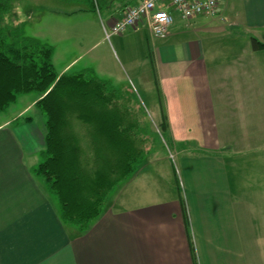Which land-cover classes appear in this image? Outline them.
I'll return each mask as SVG.
<instances>
[{"label":"crops","instance_id":"crops-1","mask_svg":"<svg viewBox=\"0 0 264 264\" xmlns=\"http://www.w3.org/2000/svg\"><path fill=\"white\" fill-rule=\"evenodd\" d=\"M218 2L216 17L176 16L163 38L148 25L107 38L128 78L158 94L146 107L160 124L166 117L183 178L163 151L149 154L82 231L62 222L58 200L34 173L45 146L40 113L0 124V264H264V51L252 47L264 38V0ZM115 11H105L109 27L123 16ZM107 52L109 63L90 66L126 89ZM245 154V167L231 160Z\"/></svg>","mask_w":264,"mask_h":264},{"label":"trees","instance_id":"trees-1","mask_svg":"<svg viewBox=\"0 0 264 264\" xmlns=\"http://www.w3.org/2000/svg\"><path fill=\"white\" fill-rule=\"evenodd\" d=\"M71 1L92 12L122 10L123 16L137 6L120 7L114 0ZM14 8L13 0H0V115L22 95L39 93L36 108L46 118V132L43 162L34 173L44 177L58 200L62 222L88 230L102 216L112 191L132 178L152 154L142 148L145 141L136 134L137 121L126 106L135 97L140 99L132 87L102 79L92 68L58 74L55 48L28 36ZM168 11L179 16L173 7ZM252 47L264 51V40L252 38ZM72 120L88 127V138L70 130ZM158 127L166 133L165 116Z\"/></svg>","mask_w":264,"mask_h":264},{"label":"rangeland","instance_id":"rangeland-1","mask_svg":"<svg viewBox=\"0 0 264 264\" xmlns=\"http://www.w3.org/2000/svg\"><path fill=\"white\" fill-rule=\"evenodd\" d=\"M13 2L15 13L21 22L25 23V33L55 48L54 66L56 72L60 75L62 71L67 67L71 68V66L72 68L68 70V73H80L84 68H92L90 64L95 63L97 60H101L102 62H100L104 66L103 62L109 63L111 61V56H107V49H112L118 67L115 65H108L110 73L117 77L116 79L128 82L127 85L134 89L141 101L140 103L135 97V100L127 102L126 106L133 111V118L137 121L138 129L136 134L140 135L142 141H145L144 144L142 143V148L145 149V151L151 149L152 155L159 151H163L164 156L166 158L168 157L175 167L177 166L176 171L179 178H183L184 171L181 166L183 165V161L177 156L174 145L170 143L167 136L161 131V126L158 127V125H160L158 119L153 118V115L151 116L148 109L145 107H150V104L157 98L158 94L156 93L153 95V93L147 92L146 90L148 87L139 85L133 74H130L129 78L126 75L127 71L121 66L120 60L116 52H114V40H112L111 45V40H108L105 34L103 23L106 27H109L107 24L109 21L107 13L102 11L101 13L93 12L92 14L83 3L71 0H13ZM84 11L89 12L85 13ZM85 25L90 28L89 32L92 33H90V38L86 37V33L84 32L87 31L86 28L82 29ZM78 61L79 64L77 67L73 68L74 63ZM257 80L264 85L263 75H260ZM38 96L39 93L36 92L22 95L18 98L16 103L12 104L6 112L0 115V124L6 121H12V117L19 116L23 111L27 112V116L30 117L39 114L36 105L29 108L31 103L38 98ZM143 106L146 108L145 110L147 112L144 110ZM39 116L43 118L45 123L46 118L41 114ZM70 124V130L74 131L75 128L76 135H80L82 138H88V127H85L77 120H72ZM240 145L241 148H247V146L242 145V143H240ZM247 156L248 155L232 157L231 160L234 158H241L238 164L245 167L247 165ZM155 167L156 166H153V168ZM172 178L173 184L177 188L176 178ZM178 183V189L181 192L180 182ZM121 187L122 185H119L112 191L106 205L109 204L111 200L117 198Z\"/></svg>","mask_w":264,"mask_h":264},{"label":"built area","instance_id":"built-area-1","mask_svg":"<svg viewBox=\"0 0 264 264\" xmlns=\"http://www.w3.org/2000/svg\"><path fill=\"white\" fill-rule=\"evenodd\" d=\"M168 7H173L179 17L188 22L198 16L216 17L219 2L218 0H143L108 30L104 28L105 34L109 39L113 35H122L130 29L135 30L148 25L156 38H163L169 34L175 22V17L168 11Z\"/></svg>","mask_w":264,"mask_h":264}]
</instances>
